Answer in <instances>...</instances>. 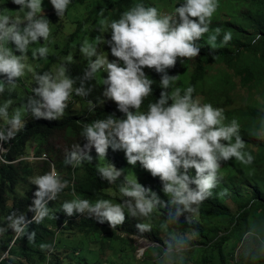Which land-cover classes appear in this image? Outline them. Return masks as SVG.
<instances>
[{"label":"clouds","instance_id":"9594fccd","mask_svg":"<svg viewBox=\"0 0 264 264\" xmlns=\"http://www.w3.org/2000/svg\"><path fill=\"white\" fill-rule=\"evenodd\" d=\"M42 2L11 0L19 6L18 10L4 8L0 11V96L8 94V98L0 103V142L14 140L24 131L28 116L37 120H61L69 106L76 102L74 97L85 100L90 112L105 101L114 102L122 117L108 114L103 119L81 122L80 137L86 142L83 147L77 143L70 150L66 149L63 160L65 166L75 169L85 162L92 164L91 155L97 154L98 160L103 161L95 166L97 175L109 185H116L111 192L113 198L101 197L95 201L81 198L73 184V198L64 200L60 210L68 217L87 213L98 223L107 222L112 230L121 226L126 216L136 218L140 221L135 225L140 235L134 237L140 241L147 240L143 234L153 231L151 221L154 214L159 213L164 217L159 230L166 239L160 243L147 240L148 244H142L148 245L146 248L139 245L137 259L144 258L151 246L157 249L153 252L154 264H183L194 233L180 230V217L187 213L185 220L191 224L199 215L201 204L213 196V190L223 179L224 162L235 159L241 165L251 166L255 161L246 150L247 143L241 137L238 119L226 123L224 108L194 98L195 87L190 84L183 89L174 87L178 76L167 73L175 67L178 58L192 60L198 57L200 47L197 42L210 33L212 18L220 8L219 0H183L171 12L135 3L118 19H102L99 30L109 32L110 39L105 40L102 35L80 44L78 51L86 61V68L79 76L70 74L69 66L75 61L73 53L63 57L52 70L37 71L40 65L34 62L47 60L52 42L51 23L44 14ZM49 3L60 18L65 15L71 0H49ZM221 33V27H215L208 35L207 42L213 49ZM261 38L257 33L251 43L255 45ZM231 40V31L224 32L221 43L227 45ZM37 43L41 46L33 48L29 57L30 46ZM101 44L109 46L115 59L109 61L108 54L99 50ZM144 68L161 74V91L159 98L141 111L145 99L152 96L154 83ZM98 73L107 74L100 77L103 99L99 104L87 99L94 91L95 85L91 82L97 79ZM29 75L31 94L16 105L12 94L19 87V81ZM251 134L264 140V117L259 119V127ZM111 149L122 150L125 157L114 155ZM8 152V148L0 146V165L47 159L46 153L39 157L31 153L10 162L6 159ZM107 153L113 158L111 163L106 162ZM119 158H125L127 162L114 165L115 159ZM138 163L152 177L159 178L162 191L168 197L166 202L151 188L139 183L136 177L124 175L120 179L125 173L116 167ZM190 169H194V175ZM29 183L36 186L34 199L27 209L34 215L27 220L23 212L13 210L0 222V239L9 229L13 233L8 249L0 253V261L15 259L9 252L22 237L35 243L37 233L29 232L28 225H38L49 216L56 219L48 202L56 201L69 186V181L62 178L55 164L49 171L29 177ZM227 194L226 188L218 193L221 196ZM117 197L121 203L116 202ZM165 208L166 213L161 211ZM59 233L57 231L53 244L39 245L40 250L49 255L43 264H49L55 247H59Z\"/></svg>","mask_w":264,"mask_h":264},{"label":"trees","instance_id":"16d2710c","mask_svg":"<svg viewBox=\"0 0 264 264\" xmlns=\"http://www.w3.org/2000/svg\"><path fill=\"white\" fill-rule=\"evenodd\" d=\"M78 1L71 0L65 14L73 9ZM222 1L224 0H219L220 8L214 14L210 25L209 34L215 27L222 29L216 47L213 49L209 46L207 42L209 34H205L197 42L198 47H200L198 57L192 60L178 58L175 67L167 70L169 75L178 76L174 87L183 89L189 84L195 87L194 98H200L202 102L212 103L214 107L221 108H224L225 103L230 102V108L225 110L227 121L233 118L238 119L241 124V137L247 143L246 150L255 157L251 166L241 165L235 159L224 162L221 168L223 179L218 187L213 190V196L201 204L198 217L193 219L191 224L185 220L187 213L180 217V230L188 233L192 231L199 238L196 237L192 241V246L201 252L208 248L213 249L218 264H225L224 249L231 240L234 241V245L243 244L246 236L253 229H258L262 233L264 231L260 228L261 220L264 218V140L251 134L254 128L259 127V119L264 117V104L260 98L264 89V0H237L236 2L241 1L242 4L234 9L224 6ZM135 3L156 6L160 10L165 7L174 9L173 4L179 7L183 0H91V3L88 4V16L78 29L92 21L95 24L94 34L96 33V35L94 36L98 37L101 34L99 29L102 19H118L123 11ZM18 7L11 3V0H0V11H3L4 8L15 11L18 10ZM44 14L51 26L57 23L59 17L52 6ZM229 31L232 33V40L229 44L224 45L221 43L223 33ZM257 33L262 38L253 45L251 41ZM108 34L111 35L109 32ZM67 39L73 41L74 34L68 36ZM64 48L61 51V56H67L71 53L69 43ZM76 57L74 54L75 61L69 66L72 76L82 75L86 68V63L78 61ZM57 58V54H50L45 60L44 68L39 72L50 70L51 65L57 62ZM113 59L115 58L109 57V61ZM143 70L154 83L152 96L145 99L141 111L147 109L149 102H155L161 91L159 88L161 74L153 69L144 68ZM234 77L240 79L241 85L248 92L258 94L259 99H246L235 104ZM91 83L95 85V88L92 95L87 99L99 104L100 99H103L101 97L102 86L98 78ZM25 90L20 103L27 95L31 94L30 89L25 88ZM83 103L87 106L85 100ZM70 109L69 107L68 113L61 120H37L28 116L24 131L19 133L14 140L6 143L0 142V146L9 149L6 159L10 162L32 152L37 157L43 153L47 154V159L34 163L21 161L9 165H0V222H3L4 218L13 210L18 213L23 212L27 220L33 217L34 213L27 209L34 199L33 194L36 186L32 184L27 186L22 181L29 182V177L36 174L37 168L39 169L38 173L43 174L50 170L52 164H55L61 176L66 174L63 179L69 181L68 188L59 195L57 200L48 202L47 206L52 208L56 219L49 216L38 225L29 224L28 231H36L37 233L35 243L28 242L26 236L22 237L9 252V256L15 257V259L2 260L0 264H43L49 255L46 251H41L39 245L41 243L53 244L57 231L61 233V237L58 239L59 244L63 242L66 234L73 232L78 233L82 238H88L91 242L88 248L81 246L74 248V251L83 253L86 257L84 263L78 262L77 264H125L126 260H129L128 264H154L151 255L155 250L147 249L144 258L137 259L135 253L137 247L131 242L125 241L117 233L121 226L112 230L107 222L98 223L94 216L87 213H76L68 217L60 210V204L64 200L73 198L71 195L73 184L76 193L81 198L92 201L101 197L113 198L108 190L116 188V185H109L107 181L100 179L96 172L95 163L85 162L82 167L74 169L71 166H65L63 160L66 149L70 150L72 145L77 143L83 147L86 142L80 137L81 122L103 119L108 114H115L117 118H121L123 114L117 110L116 104L112 101H105L102 105H98L94 112H90L87 106L80 115L71 112ZM59 137H64L70 144L64 151L54 144ZM122 156L125 157L124 154ZM126 162L125 158H119L115 159L113 164ZM189 171L194 175V169ZM124 175L126 174H122L120 179H123ZM153 179L161 183L158 177H153ZM142 185L151 188L159 196L161 195V189L156 185ZM225 188L228 189V194L218 195ZM167 200V196L164 195L162 201L166 202ZM233 205L235 206L233 207ZM161 211L166 213L167 208ZM163 218V216H159L151 221L153 231L149 232V235L158 243L166 239L159 230ZM133 220L132 217L126 216L123 223L129 233L133 231ZM254 240L260 243L258 236ZM93 242L99 244V251L90 249ZM108 247L111 250L109 257L104 256ZM6 249H8V244ZM62 253L64 251L60 247H55L49 264H69L65 260L66 255L62 256ZM202 262L206 264L208 261L206 258H202ZM240 264H264V246L260 245L252 249Z\"/></svg>","mask_w":264,"mask_h":264},{"label":"rangeland","instance_id":"374dc122","mask_svg":"<svg viewBox=\"0 0 264 264\" xmlns=\"http://www.w3.org/2000/svg\"><path fill=\"white\" fill-rule=\"evenodd\" d=\"M237 0H224L222 1V4L230 9H234L236 6H240L242 4L241 1L236 2ZM91 3V0H79L78 3L76 4V6L71 9L67 14H65L63 17L58 18L57 23L53 24L51 26L52 28V37H51V44L49 45L51 51L50 54H57V62L53 63L51 65V69L52 70L56 65H58L62 58L65 57L66 55H60L61 51L63 49H65V45L67 43L70 44V48H71V53L75 54L77 57L76 59L80 62L86 63V61L82 60L80 53L78 51V48L80 46V44L84 41V40H89L90 42L95 40L96 33L95 32V24L92 21H89L85 26L83 25L82 28L78 29V27L81 25V23L84 22L85 18L88 16V4ZM236 3V4H235ZM173 6H176V4H173ZM42 7L44 10V13H46L50 7L51 4L49 3V0H43L42 2ZM178 7V6H176ZM173 10V8L171 7H165L164 9H160L161 12H171ZM15 13H13L14 15ZM71 34H74V39L73 41H70L67 39L68 36H70ZM104 37L105 40H109L110 39V35L108 34V32L106 33H102L99 34V36ZM41 43H43L42 39L40 41ZM41 44L37 43L34 45H31L29 48V57L31 56V50L33 48H37L40 47ZM100 51H104L108 54V59L111 56L110 53V48L107 44H101ZM49 54V55H50ZM34 63H37L40 65V67L37 68V71H40L44 68L45 66V60H39V61H35ZM106 73H98L97 74V78L100 81V77H106ZM22 81V83H21ZM234 83H235V104H238L239 102H242L246 99H259V95L258 94H252L250 92H248V90H246L240 83V79L238 77H234ZM31 85H32V80L30 75L26 76L24 78H22L19 81V87L16 89V91L12 94V97L15 102L16 105L20 104V99L21 97L24 96L26 90L25 88L31 89ZM34 86V85H33ZM8 98V94L5 93L3 96H0V100L1 103L3 102L4 99ZM262 103L264 104V89H263V95L260 96ZM230 102L225 103L224 104V110H228L230 108ZM71 109L70 111L75 113V114H82L84 109H86V106L84 105L83 101L81 99H76V102L72 105L69 106ZM218 107V106H216ZM69 110L67 109V112ZM228 121H226L227 123ZM55 146L59 147L61 150L64 151L65 148H67L70 144H68V141L64 138V137H59L56 141H55ZM32 149V148H31ZM112 150V149H111ZM33 151V150H32ZM114 155H121L124 152L122 150H116L113 151ZM33 153V152H32ZM44 154V153H43ZM92 156V163H103V161L98 160L97 154L95 155H91ZM112 156L110 155V153H107L106 156V162H110L112 161ZM117 169H123V172L127 175V177L129 178H134L136 177L138 179V182L141 184H146V185H156L157 187H159L161 189V195L159 196L160 199L162 200L164 198V193L162 191V184L154 181L153 177L150 175V173H148L146 170H144L142 168V166L138 163L135 166L133 165H123L122 167H116ZM39 169H36V174L38 173ZM66 176V174L62 175V178H64ZM24 184H26L27 186H30L31 184L27 181H22ZM115 190V189H109L108 193L111 194V192ZM166 196V195H165ZM168 198V197H167ZM116 202L121 203L122 201L117 197L116 198ZM232 204V203H230ZM235 205H233L234 207ZM159 213H156V216H154V220L157 219L159 217ZM198 216H196L195 218H197ZM193 218V219H195ZM133 231L132 233H129L126 231L125 229V224L121 225L120 230L117 231V233L123 237V239H125V241L131 242L135 247L138 248L139 245L142 244H148V241H155L154 238H151V236L149 235V233H144L143 236L145 239V241H140L137 240L134 236L136 235H140V233H138V230L136 229L135 225L136 223L140 222L138 219L133 218ZM260 228L264 229V218H262L261 223H260ZM190 233H194V232H190ZM253 233V234H252ZM61 233L58 234V236H60ZM255 234V235H254ZM12 230L9 229L8 233L6 234L5 237H3L2 239H0V253L5 251V248L9 242V240L12 238ZM258 236V238L260 239V243H257L254 238ZM196 237L198 238V236L194 233V239H196ZM199 239V238H198ZM264 239V231L263 233L260 232L258 229H253V231L251 233H249L246 236V239L244 240L243 244H239V245H234V241L231 240L224 249V254H225V264H240V262H242V259L252 250L257 248L258 246H264V241H261ZM116 241H123V240H116ZM91 242L89 241L88 238H82L80 237V235L76 232H73L71 234H66V236L63 238V242L59 244V247L64 251V253H62V256H65V260L67 261V263L71 264H77L78 262L84 263V261L86 260V257L83 253H79L74 251L75 247H83V248H88L89 244ZM121 243V242H119ZM137 248H136V257H137ZM93 251H99V244L97 245L95 242L92 243L91 248ZM150 249H154L155 251H157V249L153 248V247H149L148 250ZM111 250L110 248H106V252L104 253V256H110ZM151 257L153 258V252ZM202 258H206L207 259V263L206 264H218V261L215 259V251L211 248L206 249L204 252H201L198 248L191 246V248L187 251L186 255H185V259L183 261V264H204L202 262ZM129 260H126L125 264H128Z\"/></svg>","mask_w":264,"mask_h":264},{"label":"built area","instance_id":"2783aa9c","mask_svg":"<svg viewBox=\"0 0 264 264\" xmlns=\"http://www.w3.org/2000/svg\"><path fill=\"white\" fill-rule=\"evenodd\" d=\"M147 246H148V245H146V246H143V245H142V246H140V247H145V248H146ZM140 247H139V248H140ZM139 248L137 249V253H138V251H139Z\"/></svg>","mask_w":264,"mask_h":264}]
</instances>
